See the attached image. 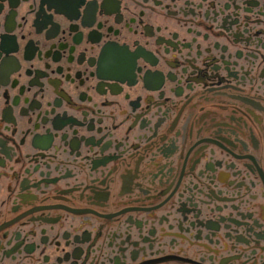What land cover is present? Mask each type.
Listing matches in <instances>:
<instances>
[{"label": "flooded vegetation", "instance_id": "1", "mask_svg": "<svg viewBox=\"0 0 264 264\" xmlns=\"http://www.w3.org/2000/svg\"><path fill=\"white\" fill-rule=\"evenodd\" d=\"M0 264H264V0H0Z\"/></svg>", "mask_w": 264, "mask_h": 264}]
</instances>
